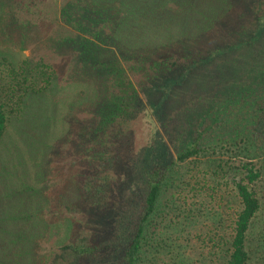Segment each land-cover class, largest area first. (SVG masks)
Listing matches in <instances>:
<instances>
[{"label":"rangeland","instance_id":"374dc122","mask_svg":"<svg viewBox=\"0 0 264 264\" xmlns=\"http://www.w3.org/2000/svg\"><path fill=\"white\" fill-rule=\"evenodd\" d=\"M258 3L0 0V78L28 60L54 73L47 90L8 109L0 264H50L73 231L109 243L113 212L85 205L77 174L117 96L127 94H137V117L123 135L118 201L143 205V166L151 157L174 162L141 264H227L242 181L261 206L249 264H264V134L256 131L264 118L256 62L264 56L234 42L255 30ZM195 141L199 153L180 163Z\"/></svg>","mask_w":264,"mask_h":264},{"label":"trees","instance_id":"16d2710c","mask_svg":"<svg viewBox=\"0 0 264 264\" xmlns=\"http://www.w3.org/2000/svg\"><path fill=\"white\" fill-rule=\"evenodd\" d=\"M260 6L262 10L257 13L255 30L251 35L244 33L234 42H247L244 47L252 46V49H246L248 53L253 52L255 55L260 53V56H264V0H259L258 9ZM171 64L173 68L177 66V63ZM256 69L259 84L263 85L264 57L257 60ZM39 70L33 61L28 60L17 68L8 66L7 78H0V92H6L5 98H0V146L8 132L10 114L15 113L8 109H13L12 107L30 91L42 92L51 86L54 73ZM136 96L137 94H134V97L131 94L125 97L117 96L118 109L107 120H103L106 126L101 130L102 135L95 138L85 151L83 163L77 174L79 191L85 205L102 213L112 210L115 221L111 240L109 243H93L89 237L73 231L50 264H141L149 227L155 220L174 162L171 164L161 157L149 158L142 168L143 205L128 202L126 199L118 201L120 180L117 167L123 135L137 117L134 108ZM256 131L264 134V118L257 121ZM199 151V143L195 141L178 154L177 160L185 163ZM246 171L248 183H254L258 178L257 174L249 168H246ZM236 191L242 209L236 217L233 236L226 241L228 248L225 253L228 257L227 264H249L248 235L261 206L256 194L244 181L236 184Z\"/></svg>","mask_w":264,"mask_h":264}]
</instances>
